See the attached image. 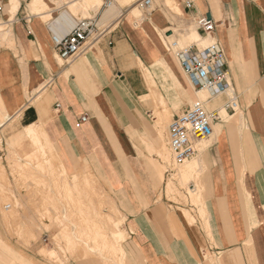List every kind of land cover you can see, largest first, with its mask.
Masks as SVG:
<instances>
[{"label":"crops","instance_id":"obj_1","mask_svg":"<svg viewBox=\"0 0 264 264\" xmlns=\"http://www.w3.org/2000/svg\"><path fill=\"white\" fill-rule=\"evenodd\" d=\"M75 1L44 0L50 16L44 19L32 10V0H19L16 9L11 0H0V19L9 31L0 36L9 41L0 46V131L17 121L14 133L28 138L25 127L41 124L70 177L89 172L100 177L131 228L130 243L122 244L128 264H264V0H175L180 12L153 0V10L140 19L125 0H102L90 14L96 13L98 26L107 25L104 35L67 62L54 47L52 26ZM201 15L216 22L212 36L225 50L239 107L234 112L224 107L228 92L206 104L221 119L205 140L202 213L190 211L191 223L167 198L170 172L156 163L163 140L154 113L160 128L165 111L173 119L196 97L170 48L177 42L169 40L175 28L196 24ZM76 19L57 28L65 34ZM187 37L205 38L198 28ZM161 98L165 107L158 111ZM84 114L88 118L81 121ZM7 148L5 141L0 177L19 193ZM29 152L15 151L17 169L28 164ZM10 210L6 205V214L0 211V264H45L30 256L31 242L19 236L28 238L27 230L9 226L16 216ZM77 259L67 264L97 261Z\"/></svg>","mask_w":264,"mask_h":264},{"label":"rangeland","instance_id":"obj_2","mask_svg":"<svg viewBox=\"0 0 264 264\" xmlns=\"http://www.w3.org/2000/svg\"><path fill=\"white\" fill-rule=\"evenodd\" d=\"M131 1L132 0H125L124 2L130 3V7L136 5L135 3L131 4ZM154 1L156 5L158 3V0ZM166 4L171 8V5L169 3L166 2ZM68 8L72 11V13H74V16L77 18L90 17L92 16V14H90L91 10L96 9L95 11L97 12L98 9L96 7L91 8V10L84 9L82 7L77 8L73 4ZM47 9L48 6L43 8L42 12L45 13ZM133 13L137 19L144 17L145 14V12L139 6L133 11ZM94 15H96V13ZM43 18L49 19L50 16L48 13H45V16ZM0 22L2 23L1 19ZM100 24V30L106 29V24ZM2 25L7 27V25L4 23H2ZM196 29L197 26L193 21L184 22L182 24V30H179V28H175L174 31L176 33V36L172 37L171 40H169L170 43L173 41L177 42L176 47L170 46L172 51L176 50L179 47H183L190 43H193L196 39L193 40L188 38L187 36L190 31ZM8 42L9 41H5L0 37V46L9 45L7 44ZM60 62H62V60H60ZM206 94L207 93L202 96V94L200 93L199 95L205 98L208 95ZM195 99L196 97L193 95L189 102L191 103ZM162 107V104L158 101L156 109L159 111V109H162ZM158 114L159 113H154L157 119L156 128L158 129L160 138L163 140L162 143L166 145L168 158L164 157L161 151V153L157 152L160 153V161L156 160V163L161 168L162 172H165L169 168L168 172H170V175H168L166 182L172 179L174 181L175 187L173 191H166L167 198L172 200V203H176V205L182 207L186 217L192 223L194 222L195 218L193 217L191 212H200L199 204L203 198L202 178L205 173L203 154L205 151L204 149H206L204 145L208 144L209 142H206L205 140L202 141L198 146V148L200 149V154L189 159H200V170L194 177H190V180L188 179L189 181L182 180L180 177V173L178 172L182 165L176 164L174 162L172 152L168 145L169 138L168 135H165V130L172 119L171 114L166 111L164 112V114L166 115V119L163 122V125L160 126V128H158L157 123L159 117ZM222 115L228 116L224 110H222ZM0 120H2L1 114ZM18 126L19 125L17 124V121L10 122L8 125H6V127L3 128L2 131H0V170L3 169L5 171L3 152L6 141L8 146L7 162L9 164V169H11V173L14 176L15 181L18 180L16 181V184L17 188L20 190L19 193L10 191V184L7 189L4 183L5 179L3 180V178L0 177V211L5 215V206L11 205L10 214L16 212V216L13 220H10L11 224H9V226L17 229H20L22 226L23 228H25V232L27 230V233L29 235L28 238H26L22 233H19V236L26 243L29 244L31 242V245L29 247L30 256L44 260L45 264H67L71 262V260H79L77 258L82 257L90 258V260L94 258L97 260L94 262L96 264H128L129 251L127 250V248H124V246V254L118 252L117 255L108 257L103 253L100 247H96L90 239L82 237L80 235V232L78 231L84 226L89 230L92 229V224L90 222V217L92 215L94 216V219L98 221L101 220L103 222L105 219L101 215L110 212L107 198H112V196L109 192H107V187L104 182L95 173L94 175L97 179L96 182H94L95 184L93 183L92 175H89V173H86L84 175H74L72 177H70V175L68 177H65L63 175L54 179L50 172L47 171L49 170L48 167H40L39 165L37 167V164L34 165V159L28 158L30 154L27 156V159H25L27 160L28 164L22 168L18 167L17 169L14 161L15 157L17 156V154H15V151H17L18 155L20 156L21 148L23 149L24 155L27 154V151H35L37 148V145L34 146L35 143L33 141L32 143L31 140H28L29 138L21 137L18 136V134L14 133L17 130ZM10 132L14 133L13 135L16 136L9 138L2 137L4 135H8ZM22 182L23 184H20ZM69 183H72L70 187ZM100 183L103 185L100 186ZM102 189H104V191ZM191 189H194V191L192 192ZM21 190H25V192L22 194ZM100 190L103 192H101ZM69 193H72V195L70 196ZM196 195H198V197ZM80 203L84 204V224L82 223V221L77 222V220L79 221V218L82 219V216L79 215V210L77 209ZM200 216L202 215L200 214ZM117 219L118 220L116 224H105V228L107 229V231H109V233L111 232V235H113V228L124 231L126 233V238L125 240H123L122 244L124 242L130 243L131 228L128 225L127 218L125 217V215L122 216L120 212L117 214ZM78 223H81L83 226L79 225ZM65 226L67 227L66 229L64 228ZM63 228L65 230H68V236L72 237L73 239L75 238L78 241L72 240L73 243L74 241L76 242L73 245L69 244L70 241H66V236L62 237L64 234H60L61 231L64 232ZM52 250L54 251V253L49 254V252H51ZM86 252L88 254H85Z\"/></svg>","mask_w":264,"mask_h":264},{"label":"built area","instance_id":"obj_3","mask_svg":"<svg viewBox=\"0 0 264 264\" xmlns=\"http://www.w3.org/2000/svg\"><path fill=\"white\" fill-rule=\"evenodd\" d=\"M186 3L192 6L191 1ZM136 5L146 13L154 8L153 0H139ZM2 11L3 4L0 3ZM196 25L205 38L174 50L185 77L196 93V99L174 115L169 125L168 145L176 164L196 156L200 142L214 134V121L221 117L206 106L213 96L228 92L225 107L233 112L239 107L238 96L229 81L225 50L212 36L216 22L207 15H201L197 17ZM104 31L98 26L97 15L77 18L65 34H57L52 30V42L60 58L72 62L98 41ZM202 91L208 94L207 97H200ZM87 118L88 115L84 114L80 120L85 121Z\"/></svg>","mask_w":264,"mask_h":264},{"label":"bare ground","instance_id":"obj_4","mask_svg":"<svg viewBox=\"0 0 264 264\" xmlns=\"http://www.w3.org/2000/svg\"><path fill=\"white\" fill-rule=\"evenodd\" d=\"M165 1L171 5L172 10H174L176 12H180V8H179V6L175 0H165ZM67 2L68 1H66V3ZM18 4H19V0H11L10 5H12L11 7H14L13 9H16ZM101 4H102V0H76L73 5H75L77 8L82 7L84 9H90L91 10V8H94V7L100 8ZM31 5H32V10L34 11V13L41 15L42 17L45 16L44 12H42L43 11L42 9L47 7V4L44 2V0H32ZM137 7H138L137 5L132 6L130 11L133 13V11ZM112 8H114V7H112ZM73 17H74V13H72L71 10H64L62 12V15L59 16L58 19H56V21H55L56 25L52 26L53 31L56 32L57 34H62L61 31L59 30V28H61L62 25H67V23L72 22ZM57 25H59V28H57ZM8 35H9L8 28L5 27L4 25H0V36L6 37ZM200 93L203 96L206 92L202 91ZM160 103L162 104L163 107H165V101L163 98H161ZM24 131L26 134L25 136H27L29 138L28 140H31V142L33 141L35 143L34 146L37 145L36 150L33 151L32 153L29 152L30 155L28 157L29 159L30 158L34 159V161H35L34 165L37 164V167H38V165L40 167H44V166L48 167L49 170H47V171L50 172V174L53 176L54 179H56L59 176H63V175L65 177H68L69 174L66 170V167L64 166L63 162L60 160L56 150L54 149V147L51 144L50 140L48 139L46 133L44 132L42 125L41 124L40 125H36V124L28 125L27 127H25ZM207 146H208V144L204 145V147H206V148H207ZM160 151L162 152L164 157L168 158V154L166 151V145L164 143L160 147V149L158 150V152H160ZM160 153H157V154L159 155ZM162 154H161V156H162ZM180 165H182L181 168L178 170V172L180 173V177L182 180L187 181L188 179L190 180V177H192V176L194 177L196 175V173L200 170L201 161L198 158L193 159V160L187 159L183 163H181ZM174 174H173V178H174ZM89 175H92L93 183L96 182L97 179H96L94 173L89 172ZM98 183H99V181H98ZM98 183H96V184H98ZM102 185L103 184H101L100 186H102ZM70 186H71V184L69 185V187ZM174 187H175L174 181L172 179H170L166 184V189H167L166 191L167 192L173 191ZM102 190L104 191V189H102ZM103 191H101V192H103ZM191 191L193 192L194 189H191ZM99 194H102V193H99ZM69 195L71 196L72 193H69ZM198 195H200V194H198ZM198 195H196V196L198 197ZM107 200H108L110 212L106 213L104 215H101L102 217H104L105 220L103 222L101 220L98 221V220L94 219V216L92 215L90 217L92 229L89 230L88 228H86L84 226V227H82V229H79L78 231L80 232V235L82 237L90 239L96 247H100V249H102L103 253L106 256L111 257L114 255H117L118 252H121L123 254L125 253L122 242L126 238V233L122 230H118V229L113 228V230H112L113 235H111L110 234L111 232L109 233V231H107V229L105 228V224H116V222L118 220L117 214L120 213L119 209L116 206V203L114 202V199L108 197ZM77 209L79 210V215L82 216V219L79 218V221L77 220V222L82 221V223L84 224V222H83L84 204L80 203V205H78ZM78 224L82 225L81 223H78ZM64 228L66 229L67 227L65 226ZM65 229L63 230L64 232L61 231L62 233L60 232V234L61 235L64 234L62 237L66 236L65 237L66 241L68 242V240H69L70 241L69 244L73 245L78 240H76L75 238L73 239L72 237L68 236L69 235L67 232L68 230H65ZM72 240H76V241H74V243H73ZM52 251L51 252L48 251L49 254L54 253V251L53 252ZM85 254H88V253L86 252Z\"/></svg>","mask_w":264,"mask_h":264}]
</instances>
